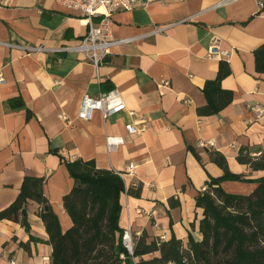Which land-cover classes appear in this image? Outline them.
Wrapping results in <instances>:
<instances>
[{"label": "crops", "instance_id": "crops-1", "mask_svg": "<svg viewBox=\"0 0 264 264\" xmlns=\"http://www.w3.org/2000/svg\"><path fill=\"white\" fill-rule=\"evenodd\" d=\"M219 2L154 0L117 11L113 36L143 38L113 48L98 80L77 50L88 33L86 18L56 0H2L0 211L17 199L25 177L44 178L45 195L66 232L72 219L63 198L74 186L66 161L81 159L122 175L119 225L131 226L135 243L144 232L150 241L175 236L185 248L190 236L202 241L203 210L196 198L207 182L224 175L210 153L223 155L230 171L248 180L223 182L227 193L249 195L264 177V171L238 161L242 149L251 157L264 153V117L254 110L264 106V73L256 71L254 55L264 45V0ZM156 28L164 30L153 34ZM214 43L227 58L209 55ZM222 60L231 67L222 87L233 101L217 115L200 117L197 109L207 103L203 89ZM111 89L122 95L125 111L107 119L100 111L90 121L78 118L85 95ZM128 124L144 130L129 134ZM108 135L124 143L109 151ZM129 165L135 166L131 172ZM40 210L29 202L30 232L19 223L0 222V264H52ZM31 236L39 241L24 248Z\"/></svg>", "mask_w": 264, "mask_h": 264}, {"label": "trees", "instance_id": "trees-1", "mask_svg": "<svg viewBox=\"0 0 264 264\" xmlns=\"http://www.w3.org/2000/svg\"><path fill=\"white\" fill-rule=\"evenodd\" d=\"M254 55L256 71L263 74L264 45ZM230 74V64L222 60L216 78L207 81L203 89L207 103L197 109L200 117L217 115L232 103L233 93L222 87ZM210 158L223 169L224 175L207 182L206 189L196 198L197 207L203 210L200 222L203 239L197 242L190 236L188 248L175 236L169 241H150L144 232L131 256L122 245L124 230L119 225L121 195L126 192L122 176L99 169L94 161L81 159L66 161L74 180L72 190L63 198L64 209L72 219L66 232L50 207L44 192L45 179L40 177H25L17 199L0 211V222L19 223L30 232L28 205L30 201L38 203L49 236L47 243L53 249L52 264H264V177L255 180L258 185L249 195L227 193L223 182L248 180L244 175L232 173L220 153L211 152ZM238 161L254 172L264 171V153L251 157L242 149ZM37 241L31 236L27 244L21 245L28 248L30 242ZM156 253L160 256L143 259ZM136 258L140 260L135 262Z\"/></svg>", "mask_w": 264, "mask_h": 264}, {"label": "built area", "instance_id": "built-area-1", "mask_svg": "<svg viewBox=\"0 0 264 264\" xmlns=\"http://www.w3.org/2000/svg\"><path fill=\"white\" fill-rule=\"evenodd\" d=\"M1 1L2 0H0V2ZM152 1L154 0H56V2L67 11L78 12L82 17L87 19L89 24L88 33L77 47V50L94 66L98 80L101 79L99 74L100 68L105 65L106 59L111 54L113 48L143 38L116 39L113 36L115 13L122 9L132 10L140 6L145 7ZM238 1L240 0H220L218 5L222 6ZM260 7H264V4L260 3ZM163 30L164 28H156L153 34L163 32ZM218 47L219 44L214 43L209 49V55L227 58L229 53L219 51ZM31 50L36 52L39 49L32 48ZM4 82L5 79L0 73V83ZM166 84L167 83L164 85ZM125 110L126 104L122 95L117 89H111L98 96L85 95L80 103L78 118L83 121H90L94 113L100 111L104 119H107ZM254 110L260 117H264L263 105H256ZM126 130L129 134L138 135L144 130V127H136L132 124H128L126 125ZM123 143L124 140L121 136L108 135L106 137V144L109 151L116 150ZM134 168V165H129L128 171L131 172ZM122 245L126 251L133 256L135 241L131 226L123 231ZM121 258L125 259V254H122ZM46 260L50 262L49 259Z\"/></svg>", "mask_w": 264, "mask_h": 264}, {"label": "water", "instance_id": "water-1", "mask_svg": "<svg viewBox=\"0 0 264 264\" xmlns=\"http://www.w3.org/2000/svg\"><path fill=\"white\" fill-rule=\"evenodd\" d=\"M49 208L47 207L46 210H48Z\"/></svg>", "mask_w": 264, "mask_h": 264}]
</instances>
